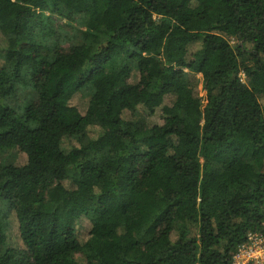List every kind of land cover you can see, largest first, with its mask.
<instances>
[{
	"label": "trees",
	"instance_id": "trees-1",
	"mask_svg": "<svg viewBox=\"0 0 264 264\" xmlns=\"http://www.w3.org/2000/svg\"><path fill=\"white\" fill-rule=\"evenodd\" d=\"M0 34V264H232L264 235V0H0Z\"/></svg>",
	"mask_w": 264,
	"mask_h": 264
},
{
	"label": "rangeland",
	"instance_id": "rangeland-1",
	"mask_svg": "<svg viewBox=\"0 0 264 264\" xmlns=\"http://www.w3.org/2000/svg\"><path fill=\"white\" fill-rule=\"evenodd\" d=\"M66 22L65 18L58 19L57 23L64 24ZM66 29L70 32V35H72L73 31L71 28L66 27ZM59 30V29H58ZM69 42L65 41L63 43L64 46H67ZM3 45V42L1 41V34H0V46ZM186 71V77L189 81V83L193 87V93L196 96L203 97L204 91H203V84L201 82V79L197 73L192 71L191 69H185ZM243 76V75H242ZM244 77V76H243ZM82 96H84V100L88 99V94L81 93ZM36 98V93L33 90H30L28 88H22L19 87L18 90L15 91L14 96L10 98V101H12V104L15 105H21V104H28L29 102L33 101ZM86 103H84L82 106L85 108ZM17 150L10 149L4 152L0 153V171L3 166L16 161L18 158ZM89 228L88 221L86 219H82L79 224V230L81 233H86L87 229Z\"/></svg>",
	"mask_w": 264,
	"mask_h": 264
},
{
	"label": "built area",
	"instance_id": "built-area-1",
	"mask_svg": "<svg viewBox=\"0 0 264 264\" xmlns=\"http://www.w3.org/2000/svg\"><path fill=\"white\" fill-rule=\"evenodd\" d=\"M232 264H264V235L249 233L247 240L239 245Z\"/></svg>",
	"mask_w": 264,
	"mask_h": 264
}]
</instances>
